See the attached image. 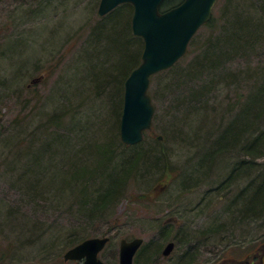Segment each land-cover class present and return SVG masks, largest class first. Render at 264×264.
Returning a JSON list of instances; mask_svg holds the SVG:
<instances>
[{"label": "rangeland", "instance_id": "rangeland-1", "mask_svg": "<svg viewBox=\"0 0 264 264\" xmlns=\"http://www.w3.org/2000/svg\"><path fill=\"white\" fill-rule=\"evenodd\" d=\"M94 1L0 0V163L3 159L10 160L11 153L23 143L29 145L32 131L54 111V104L65 106L61 110L71 109L72 115L64 117L65 123L78 125L77 130L86 126L87 133L83 136L86 142L104 140L99 129L100 125L105 131L109 125L107 121L102 124L107 118L104 103L99 100L92 104L90 98L86 100L90 93L77 97L78 91L84 93L93 89V80H97L94 73L106 69L104 64L107 67L110 63H106L104 50L96 52L95 58L87 42L89 28L102 18L97 16L98 2L93 6ZM238 2L244 8L249 0ZM224 4L225 0H217L214 4L212 15L215 18ZM209 33L199 29L195 48L189 46L188 49L195 51ZM256 63L251 62V67ZM234 67L246 70L243 61H237ZM124 70L121 66L113 75L114 82H119ZM170 77L171 74L159 75L150 82L148 92L155 112L152 128L145 133L140 148L146 150L152 146L164 150L171 170L161 173L159 169H139L137 177L130 179L116 198L107 218L92 223L79 212L67 210L73 203L72 195L67 190L57 192L53 188L60 178L58 173L69 169L67 164L58 166L60 171H47L45 162L38 171L41 182L35 185L34 193L18 178L22 173L23 156L18 157L11 170L0 164V255L5 253L0 264H81L65 262L63 254L82 239L105 234L110 242L99 257L105 264H118L121 239L142 238L143 243L152 240L154 244H161L158 228L162 223L171 224L176 235L169 240L174 242L172 252L167 257L144 252L137 264H179L186 253L194 256V264H228L233 258L242 262L251 256L253 243L258 245L256 250L259 248L264 240L261 227L264 215L257 222L234 217L244 197V188L255 171L237 172L229 180L231 184L227 189L216 190L215 182L224 181L230 171L222 168L208 174L197 167L205 135L211 124L217 125L219 121L206 112L211 107L217 111L226 110L236 98L237 86L229 90L218 82L208 108L188 112L177 106L173 95L168 93L170 89L164 90L163 85ZM240 77L245 75L240 73ZM238 89L242 95L246 93L245 86ZM245 96L247 94L239 98ZM235 115L233 110L225 117L229 121ZM65 127L57 133L66 136L67 145L71 143L72 148L64 155L72 158V151L78 150L79 142L76 143L77 134L66 131ZM46 140L41 137L35 144ZM52 162L62 164L55 158ZM36 176L28 175L27 179L34 180ZM184 233L191 241H178ZM167 242H163L161 249ZM190 246L192 249L188 251ZM249 259L252 264L257 263L253 257Z\"/></svg>", "mask_w": 264, "mask_h": 264}, {"label": "trees", "instance_id": "trees-1", "mask_svg": "<svg viewBox=\"0 0 264 264\" xmlns=\"http://www.w3.org/2000/svg\"><path fill=\"white\" fill-rule=\"evenodd\" d=\"M181 1L163 0L160 10L175 7ZM238 1L225 0L224 7L218 12L219 18L211 15L210 20L200 28L210 33L201 44L196 46V50L192 52L191 49H187L186 54L175 65L154 75L151 80L159 75L171 74L163 85L164 90L170 89L168 93L173 95L177 106L183 107L188 112L207 109L218 82L221 81L222 86L229 90L233 85L237 86L236 98L228 104L226 110L217 111L211 107L206 112L209 113V117L219 121L217 125L211 124V129L205 135V143L201 149L199 148L197 167L200 170L205 169L208 174L222 168L230 171L224 181L215 182L216 190L227 189L231 184L229 180L233 179L237 172L255 171L244 188V197L241 199V205L239 204V210H235L236 216L232 215L240 220L257 222L264 215V63L262 61L264 60V0H249L244 8L239 6ZM96 2L99 0H95L93 6ZM132 11L130 4H122L101 19H97L88 32L87 42L93 48L95 58H97L96 52L101 53L104 50L103 55L107 61L105 59L103 61L110 63L107 67V64H104L106 69L94 73L97 75V80H93L95 85L91 83L93 89H87L84 93L79 89L77 97L90 93L91 97L88 95L85 97L86 100L90 98L92 104L99 100L104 103L107 108V118L102 124L104 121L109 124L105 131L99 125L104 140L100 143H92L89 140L86 142V138L84 139L87 133L86 126H81L82 129L77 130L78 125L65 123L64 117L72 115L69 111L71 109L61 110L65 106L54 104V111L48 113L32 131L29 145L23 143L11 153L10 160L3 159L0 163L3 168L11 170V166L19 160L18 157L23 156L22 173L18 178L22 183H26L32 192L36 188L35 185L41 182L38 171H41L45 162L47 171H60L58 166L67 164L69 169L58 173L60 178H52V181L56 179L53 188L57 189V192L67 190L73 197V203L69 204L67 210L79 212L84 219L92 223L110 216L117 202L116 198L123 193L129 180L137 177L135 174L139 169H159L161 173L166 170L168 173L170 169L164 150L152 146L144 150L140 148L141 143L126 146L119 138L123 83L140 63L143 49L142 39L131 32ZM197 35L189 43L191 48L195 46ZM237 61L245 63V71L234 67ZM251 62L257 63L251 67ZM182 64L184 65L181 66ZM121 66H124L125 70L117 83L113 81V75ZM240 73L245 77H240ZM240 86L241 90L245 86V94H247L243 99L239 98L245 95L238 91ZM56 99L59 101L60 98ZM64 100L69 101L68 98ZM233 110L236 111V115L228 121L225 116L230 115ZM174 119L173 117L172 120ZM63 127L78 136L76 143L79 142V147L76 152L72 151V158L64 155L67 153L66 150L72 148L71 143L67 145L68 141L64 140L66 136L57 133ZM40 129L42 131L39 132ZM41 137H46L47 140L35 144V140ZM22 138L26 139V137ZM53 158L61 160L62 164L52 162ZM257 160H261V163H257ZM35 174L37 179L34 180L37 182L27 179L28 175L35 177ZM233 200L236 202L235 199ZM261 227L264 231V221ZM106 235L101 237H108ZM175 237L171 224H160L158 239H161L162 243L154 244L152 240L143 243L134 256L133 264H137L142 254L147 251H150L151 256H162L163 242H169ZM80 241L75 240L74 245ZM178 241L188 242L191 239L184 233ZM256 246H258L256 243L252 244L254 253L246 260L241 262L233 258L228 264H250L247 262L252 257L258 263L261 255H264V240L257 250ZM190 249L191 246L188 251ZM3 255L5 253L0 255V258L3 259ZM190 255L186 253L179 264H194L196 260Z\"/></svg>", "mask_w": 264, "mask_h": 264}, {"label": "water", "instance_id": "water-1", "mask_svg": "<svg viewBox=\"0 0 264 264\" xmlns=\"http://www.w3.org/2000/svg\"><path fill=\"white\" fill-rule=\"evenodd\" d=\"M217 0H182L177 6L161 11L163 0H99L97 16L103 17L119 5L132 6L131 32L143 41L140 63L126 77L123 84L122 112L119 138L123 145H136L144 132L151 130L155 107L149 94L151 77L168 70L186 53L195 33L207 23ZM160 139V137H158ZM109 237L83 240L63 254V260L81 264H105L99 257ZM143 244L142 238L119 242L118 264H133L134 256ZM174 248L168 242L163 257Z\"/></svg>", "mask_w": 264, "mask_h": 264}, {"label": "flooded vegetation", "instance_id": "flooded-vegetation-1", "mask_svg": "<svg viewBox=\"0 0 264 264\" xmlns=\"http://www.w3.org/2000/svg\"><path fill=\"white\" fill-rule=\"evenodd\" d=\"M263 257H264V255H261V257L259 258V262L255 263V264H262L263 263ZM250 264H252V263H250Z\"/></svg>", "mask_w": 264, "mask_h": 264}, {"label": "bare ground", "instance_id": "bare-ground-1", "mask_svg": "<svg viewBox=\"0 0 264 264\" xmlns=\"http://www.w3.org/2000/svg\"><path fill=\"white\" fill-rule=\"evenodd\" d=\"M123 84H124V83H123ZM121 112H122V111H121ZM92 238H93V237H92ZM87 239H88V238H87ZM84 240H85V239H84ZM82 241H83V240H82ZM82 241H80V242H82ZM80 242H79V243H80ZM77 244H78V243H77ZM77 244H76V245H77ZM74 246H75V245H74ZM140 247H141V246H140ZM69 249H70V248H69ZM139 249H140V248H139ZM139 249H138V250H139ZM138 250H137V252H138ZM137 252H136V253H137ZM135 255H136V254H135Z\"/></svg>", "mask_w": 264, "mask_h": 264}]
</instances>
